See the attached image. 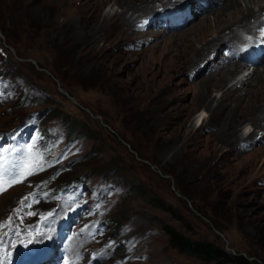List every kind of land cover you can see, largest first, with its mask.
Masks as SVG:
<instances>
[{"label":"rangeland","instance_id":"obj_1","mask_svg":"<svg viewBox=\"0 0 264 264\" xmlns=\"http://www.w3.org/2000/svg\"><path fill=\"white\" fill-rule=\"evenodd\" d=\"M121 11L115 0H0V135L28 120L33 139L29 116L42 111L39 126L54 140L39 158L17 139L0 146L6 181L43 165L0 193V264L45 255L55 260L49 264H230L180 253L165 226L264 264V133L257 129L260 141L232 153L234 146L218 141L219 111L196 107L201 81L223 71L220 56L208 73L191 68L194 79L162 65L170 34L190 32L205 13L173 28L160 13L164 24L121 39L118 18L91 30ZM253 67L261 73L264 62ZM239 80L213 87L212 99L218 102ZM24 96L39 105L19 109ZM235 127L245 139L253 130L248 115ZM68 179L77 180L75 187Z\"/></svg>","mask_w":264,"mask_h":264},{"label":"bare ground","instance_id":"obj_2","mask_svg":"<svg viewBox=\"0 0 264 264\" xmlns=\"http://www.w3.org/2000/svg\"><path fill=\"white\" fill-rule=\"evenodd\" d=\"M184 3L186 0H115V4L124 8L125 12L121 11L112 17H101L99 23H92L90 27L92 31H95L118 18L120 28L116 36L121 39L129 32L137 34V31H142L152 25L158 27V21L164 24L162 18H158L160 13L163 16L166 9H182L185 6ZM200 3L202 2H195L190 6L191 12L194 11L193 15L205 13L201 17L199 26L182 36L175 33L170 34L171 41H173L170 43L172 53H167L168 59H165L162 65H166V72H179L194 79L197 77L195 72L188 75L191 68L194 70L200 68V73H208L211 60L219 56L222 58L221 69L223 71L209 73L199 84V90L194 99L197 108L205 107L212 112L219 111L222 118L219 125L218 141L223 147L234 146L231 150L232 153L235 151L239 154L241 150H238V145L244 148L252 140L260 141L261 135L256 139L257 129L264 133V68L261 73L258 72V69H254L252 74L244 79L241 78L236 84L225 89L218 102L216 99H212V88L221 86L232 77L236 80L239 71L246 68L248 60L244 56L248 48H253L255 29L264 20V5H262L264 0H210L203 9L200 8ZM254 6H260L258 12L254 10ZM211 16H213V20L210 19ZM147 24L149 26H146ZM87 32L89 33V31ZM142 34L146 36L145 33ZM91 35L93 34L91 33ZM162 35L167 37L164 32ZM177 36L179 38L175 39L174 37ZM173 44H175V48ZM197 44L200 45L199 50L195 47ZM260 62H264V56ZM252 100L255 104L250 102ZM185 110H187V106L182 107V111ZM203 113L200 120L204 118ZM243 115H248L249 122L253 127L246 139L238 134L235 127ZM205 120H203V124ZM47 259L50 262L55 261L48 257Z\"/></svg>","mask_w":264,"mask_h":264},{"label":"trees","instance_id":"obj_3","mask_svg":"<svg viewBox=\"0 0 264 264\" xmlns=\"http://www.w3.org/2000/svg\"><path fill=\"white\" fill-rule=\"evenodd\" d=\"M43 68V67H42ZM2 72L0 71V74ZM52 74L56 77H58L63 83V77L59 71H54ZM39 105L36 100L32 98H27L26 96L21 97L20 103L18 104V108H28V107H34ZM56 112V111H54ZM56 113H54L52 116H55ZM35 117V127L31 128L30 130H35V135L33 136V139H29L25 134L28 132L29 129V123L28 120L22 123L17 129L13 132H9L6 134L0 135V145L3 144V142L9 141L14 142L15 139L18 140V143L21 144L22 148L27 147V150L30 153L31 157H41L43 153H49L53 150L54 140L49 138L48 134H46L42 128H40L39 124L41 121L45 118V114L42 111H36L33 114L29 116ZM72 126L70 129L69 134L73 135V124L74 121L71 122ZM108 125L109 122H106ZM121 138L126 141L129 145L132 146V148L140 155L141 158L142 155L139 153L138 147L134 146L131 142L127 141L125 135L123 133H120ZM70 141H75L77 138L74 136H70ZM83 137H88V135H83ZM144 159V158H143ZM68 183L69 187H75L77 184L76 179H68L65 181V183ZM185 196L187 194H184ZM153 203L156 207H158L161 210H164L168 213H173L171 208L167 207L162 201L159 199H154ZM164 230L166 234L169 236L170 243L174 248H176L180 253L188 254L189 256L198 258L204 262L207 263H230V264H253L248 258H246L243 255L237 256V255H231L228 252L221 249L219 246L212 242L208 241H202V240H192L179 232H177L174 228L170 226H165Z\"/></svg>","mask_w":264,"mask_h":264},{"label":"snow or ice","instance_id":"obj_4","mask_svg":"<svg viewBox=\"0 0 264 264\" xmlns=\"http://www.w3.org/2000/svg\"><path fill=\"white\" fill-rule=\"evenodd\" d=\"M42 167L43 165L39 164V165H34L31 168L24 169L20 171L18 174H16L13 178H11V180H8V181L4 180L3 174L0 173V193H2L3 191H6L7 187H10L18 183H22L27 176L34 174V172L38 168H42ZM25 199H27V197H25ZM28 206L31 207L30 204Z\"/></svg>","mask_w":264,"mask_h":264},{"label":"water","instance_id":"obj_5","mask_svg":"<svg viewBox=\"0 0 264 264\" xmlns=\"http://www.w3.org/2000/svg\"><path fill=\"white\" fill-rule=\"evenodd\" d=\"M132 152H133V151H132ZM133 153L135 154V152H133ZM146 163H147V162H146ZM150 166H152V165L150 164ZM152 168L155 169L154 166H152ZM161 175H162V174H161ZM162 176H163V175H162ZM163 177H164V176H163Z\"/></svg>","mask_w":264,"mask_h":264}]
</instances>
